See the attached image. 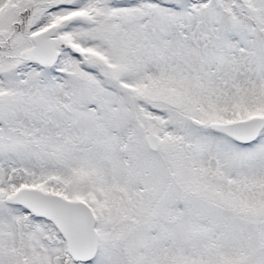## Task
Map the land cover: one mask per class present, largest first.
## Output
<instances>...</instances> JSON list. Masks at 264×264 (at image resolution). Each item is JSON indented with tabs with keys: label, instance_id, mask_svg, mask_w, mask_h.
Here are the masks:
<instances>
[{
	"label": "snow or ice",
	"instance_id": "6c2138e0",
	"mask_svg": "<svg viewBox=\"0 0 264 264\" xmlns=\"http://www.w3.org/2000/svg\"><path fill=\"white\" fill-rule=\"evenodd\" d=\"M0 264H264V0H0Z\"/></svg>",
	"mask_w": 264,
	"mask_h": 264
}]
</instances>
